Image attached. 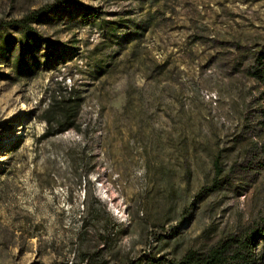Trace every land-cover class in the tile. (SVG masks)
Wrapping results in <instances>:
<instances>
[{"label":"rangeland","instance_id":"rangeland-1","mask_svg":"<svg viewBox=\"0 0 264 264\" xmlns=\"http://www.w3.org/2000/svg\"><path fill=\"white\" fill-rule=\"evenodd\" d=\"M255 228L264 0H0V264H167Z\"/></svg>","mask_w":264,"mask_h":264},{"label":"trees","instance_id":"trees-1","mask_svg":"<svg viewBox=\"0 0 264 264\" xmlns=\"http://www.w3.org/2000/svg\"><path fill=\"white\" fill-rule=\"evenodd\" d=\"M46 10L47 9H45V7L33 9L20 18L3 22V25L7 27L17 26L21 28L24 37L28 38L29 36L36 34V31L32 26V22L39 20ZM82 16V18H86V20H89L90 16L94 15L91 11H86ZM121 20L122 18L110 20L107 24V31L111 34H116L117 30L124 25ZM68 92L69 97L67 99L69 100L67 102H64V107L61 108V111L62 113L68 114L73 118L74 116H76L80 109L81 101L79 100V97L71 95V90ZM75 126L76 124L72 121L64 125V127L60 128L59 131ZM214 165L216 172L215 176H217L221 171V167L217 160L214 162ZM95 199L99 200L96 197ZM84 203L86 214L99 215V211L95 206L89 204L86 200ZM87 224L88 222L84 221L81 232L85 233ZM263 236L264 233L259 229H250L246 233H243V236L238 237L236 235H230L222 240H219L214 246L210 247L206 251L188 250L177 261H169L167 264H259V262L253 258L252 249L246 250V247L255 246L257 238H262ZM232 246H235L233 247L234 251L230 252ZM100 253V249L83 252L81 254V261L84 264H109L106 258ZM128 264L141 263L139 261H129Z\"/></svg>","mask_w":264,"mask_h":264}]
</instances>
